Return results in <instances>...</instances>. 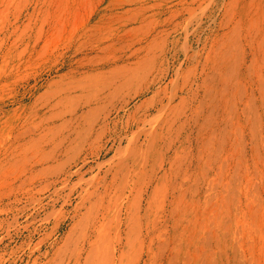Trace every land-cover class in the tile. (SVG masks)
<instances>
[{"label": "rangeland", "instance_id": "rangeland-1", "mask_svg": "<svg viewBox=\"0 0 264 264\" xmlns=\"http://www.w3.org/2000/svg\"><path fill=\"white\" fill-rule=\"evenodd\" d=\"M0 264H264V0H0Z\"/></svg>", "mask_w": 264, "mask_h": 264}]
</instances>
